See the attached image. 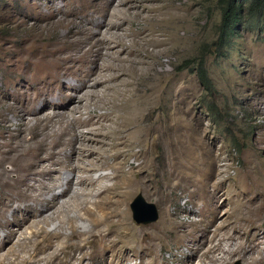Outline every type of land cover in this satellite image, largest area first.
<instances>
[{
  "label": "rangeland",
  "instance_id": "374dc122",
  "mask_svg": "<svg viewBox=\"0 0 264 264\" xmlns=\"http://www.w3.org/2000/svg\"><path fill=\"white\" fill-rule=\"evenodd\" d=\"M123 1L131 2L115 0L105 18L108 23L127 21V27L119 30L114 40L132 44L131 47L135 43L130 49L136 53L128 50L127 55L122 54L127 61H122L107 52L101 62L124 67L134 76L127 77L125 85L120 79L122 82L88 88L97 94L94 101L86 97L88 102L84 103L82 114H70L62 122L55 119L49 125L58 133L64 127L71 131L77 124L78 135L85 134L91 139L95 137L90 134L92 130L100 129L109 144H119L118 155L110 161L116 162L117 167L122 165L121 178L130 184L123 189L130 192L124 208L128 220L139 229L140 235L156 239L153 252L146 251L145 242L146 250L130 242L125 247L123 264L148 261L153 264H243L239 256L231 257L226 252L241 243L248 244L256 234L264 240V30L249 31L242 26L239 37L227 48V56L220 57L213 45L221 19L216 0H132L141 8V17L127 11ZM98 3L104 5L105 1L0 0V111L6 115V119H0L1 130L5 131L9 125L14 130L18 124L13 122V114L7 112V107H24L40 93L45 77L40 82L28 78L32 60L38 59L44 48L52 47L57 38L67 36L74 26L79 33L75 37L80 36L86 47L89 37L84 30L89 18H97V9L103 6L98 7ZM149 6L156 9L145 11ZM131 30H146V33L136 41L130 36ZM104 31L96 33V38L109 39L110 35ZM145 36L154 42L148 45ZM204 44L212 49L206 57L212 93L200 83L195 72L196 62L190 63L199 56ZM105 46L108 50H118L110 40ZM139 60L147 64L138 65ZM186 66L189 67L184 69ZM104 72V75L110 74ZM67 81L76 82L66 76L61 79L62 84ZM44 89L51 97L46 103L38 104V110L43 111L39 117L45 119L47 115L65 112L69 100L64 96L68 91L62 88L59 95L61 85L54 82ZM209 101L218 105L220 115L215 116L207 109ZM84 121L92 122L85 125ZM34 123V119L30 121V125ZM65 137L68 139L69 135ZM66 150L61 152L62 161L66 152L70 154ZM65 173L62 170L57 177ZM101 173L112 174V170L89 175L96 178ZM12 177L16 178L17 174L13 172ZM114 182L104 180L103 184L111 187ZM139 194L157 206L160 212L157 222L144 225L134 220L131 204ZM99 195L97 187L89 197L90 208ZM254 210L257 218L253 219ZM7 215L12 219L11 213ZM74 216L76 213L69 210L66 218L41 224L45 231L42 237L54 236L57 232L70 236L74 225L90 229L87 219L69 223L67 218ZM31 226L27 224L15 240L30 236L35 229ZM52 241L57 246L64 240L53 237ZM75 242L82 243L72 238L65 244ZM113 258L115 255L110 252L109 259ZM69 262L76 264L74 259Z\"/></svg>",
  "mask_w": 264,
  "mask_h": 264
},
{
  "label": "bare ground",
  "instance_id": "6f19581e",
  "mask_svg": "<svg viewBox=\"0 0 264 264\" xmlns=\"http://www.w3.org/2000/svg\"><path fill=\"white\" fill-rule=\"evenodd\" d=\"M75 1L82 2V0ZM104 1L103 6L98 3V7L102 6L100 9L96 7L99 11L96 14L97 18L93 20L92 16V20L89 18L87 27H83L85 34L89 37V45L83 47L84 42L79 38L80 36L75 37L79 33L74 26L67 36L57 38L51 45L52 47L44 48L38 59L32 60L31 56L27 57V60H32L31 74L30 70L27 72L30 74L28 78L40 82V79L45 77L41 83L42 87L39 89L40 93L30 98L24 107H7V112L11 111L13 114V122H18V124L14 130L10 129L11 125L5 131L0 129V137L4 139L0 141V264H68L69 260L73 259L76 264H123L124 252L127 249L125 247L130 242L138 244L140 248H144L146 245L147 250L144 248L146 251L153 252L154 250L156 239L153 236L146 239L142 234L140 235L139 229L129 222L128 214L124 209L130 192L123 189L130 187V184L128 180L121 178L123 176L120 174L122 165L117 167L116 162L110 161L118 155L119 144H113L115 142L109 144L100 129L92 130L90 134L95 137L91 139L85 134L78 135L75 129L77 124L72 127L74 129L71 131L67 129L68 127H64V130L61 129L62 131L58 133L53 126L49 125V122L54 124L55 119H60L57 121L62 122L68 117L67 115L82 114V108L86 106L84 103L88 102L86 97L89 96V99L94 101L97 94L94 91L90 92L88 88L102 87L109 82L113 84L114 81L120 79L123 80V82L120 80L122 84L127 83L125 79L134 76L132 71L122 69L124 67L101 62L108 55L107 52H111V55H116L117 60L120 58L122 61H127V58L122 54L127 55L128 50L131 54L136 53L130 49L135 43L131 47L132 44L128 46L122 40H114L116 39L114 36L119 34L118 31L123 29L127 21L106 22L105 17L108 15L106 11L115 0ZM130 1V3L123 1V6L125 5L131 14L141 17V8L136 6L134 1ZM145 1L154 2V0ZM151 9L155 10L156 7L149 6V8H145V11L148 12ZM132 10L135 11V14L132 13ZM72 23L74 21L69 24ZM130 26L132 27V25ZM102 30L110 35L109 39L96 38V33H102ZM145 33L146 30L141 32L131 30L130 36L136 40ZM146 38L147 36H145V40H147ZM109 40L115 44V49L118 48V50L106 48L105 44ZM153 42L148 39L145 43L151 45ZM138 54L140 53L138 52ZM128 56L130 55L128 54ZM134 62L131 63L135 64ZM145 64H147L146 61L139 60L138 65ZM138 65H134V67H138ZM104 71L110 72V74L104 75ZM65 76L76 82L67 81L62 84L61 79ZM50 82L61 85V93L57 92L59 95H62V88L68 91L64 97L69 100V104L66 105L65 112H56L42 119L39 114L43 111L38 110V104L41 101L43 104L46 103L51 97L44 89L49 86ZM112 86L111 88H114ZM5 116L0 111V119H4ZM33 119L35 123L30 125V121ZM91 122L86 121L85 123L84 121L83 124L89 125ZM68 135L69 138L65 137L64 139V136ZM64 149H69L70 154L66 152L65 161H62L61 158L64 156L61 157V152ZM8 165L11 168H7ZM108 168L112 170V174L101 173L96 178L89 175L94 172H103ZM62 170L67 172L65 176L57 177L62 173ZM13 172L17 174L16 178L12 177ZM104 180H116V182L109 187L103 184ZM96 186L100 195L98 200L96 199L92 204L94 207L90 208L89 197L94 195ZM111 194H114V197H111ZM69 210H73L76 216L67 218L68 222L87 219L90 221V229L74 225L73 228L71 226V230L74 232L70 236L57 232L54 233V236L49 234L45 235L49 237H42L45 231L41 224L62 220L61 218L68 217ZM8 213H11L12 219L8 217ZM253 214V219L257 218L256 210L253 211ZM27 224H32L35 228L30 236L23 235L24 237L15 240ZM250 228L251 230L255 229L254 227ZM148 233L150 234V232ZM50 236L62 238L64 241L56 246L52 241L53 237ZM72 238L79 239L82 243L65 244ZM143 242L146 244L144 245ZM17 248L21 250L19 251ZM110 252L115 255V258L109 259ZM226 253L231 257L239 256L243 264L256 262L264 264V240L256 234L248 244L241 243ZM151 262L148 261L144 264H153Z\"/></svg>",
  "mask_w": 264,
  "mask_h": 264
},
{
  "label": "trees",
  "instance_id": "16d2710c",
  "mask_svg": "<svg viewBox=\"0 0 264 264\" xmlns=\"http://www.w3.org/2000/svg\"><path fill=\"white\" fill-rule=\"evenodd\" d=\"M220 12V23L217 27L218 38L213 44L220 57L227 56V48L239 37L242 26L249 31L264 30V0H216ZM212 52L211 46L204 44L200 54L190 63H195V72L205 90L212 93V84L206 67V57ZM186 66L184 69L188 68ZM207 109L215 116L220 115L218 105L206 102Z\"/></svg>",
  "mask_w": 264,
  "mask_h": 264
},
{
  "label": "water",
  "instance_id": "95a60500",
  "mask_svg": "<svg viewBox=\"0 0 264 264\" xmlns=\"http://www.w3.org/2000/svg\"><path fill=\"white\" fill-rule=\"evenodd\" d=\"M131 210L137 224L149 225L157 222L160 218L157 206L153 203H148L141 194L132 202Z\"/></svg>",
  "mask_w": 264,
  "mask_h": 264
}]
</instances>
